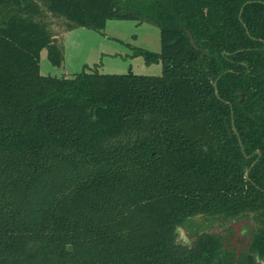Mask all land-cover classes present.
I'll list each match as a JSON object with an SVG mask.
<instances>
[{
  "label": "trees",
  "instance_id": "trees-1",
  "mask_svg": "<svg viewBox=\"0 0 264 264\" xmlns=\"http://www.w3.org/2000/svg\"><path fill=\"white\" fill-rule=\"evenodd\" d=\"M48 12L157 25L162 74H43ZM0 264H264V0H0Z\"/></svg>",
  "mask_w": 264,
  "mask_h": 264
},
{
  "label": "rangeland",
  "instance_id": "rangeland-1",
  "mask_svg": "<svg viewBox=\"0 0 264 264\" xmlns=\"http://www.w3.org/2000/svg\"><path fill=\"white\" fill-rule=\"evenodd\" d=\"M50 26L64 52V64L55 66L48 57L47 49L41 52V72L53 76H70L76 72L97 69L100 72L123 73L134 71L160 75L162 61L148 63L144 56L136 55L135 49L142 47L152 51L161 50L160 28L146 21L132 19H110L103 31L78 27L69 29L64 17L48 12ZM250 222L246 219H222L210 215H197L178 227V239L191 244L201 232H215L239 237ZM236 241V244L240 243Z\"/></svg>",
  "mask_w": 264,
  "mask_h": 264
},
{
  "label": "water",
  "instance_id": "water-1",
  "mask_svg": "<svg viewBox=\"0 0 264 264\" xmlns=\"http://www.w3.org/2000/svg\"><path fill=\"white\" fill-rule=\"evenodd\" d=\"M189 34H190V37H191V41L193 42L192 35H191V33H189ZM215 85L217 86V84H216V83H215ZM217 94H219L218 90H217ZM234 129L236 130L235 126H234ZM258 152H260V151H258Z\"/></svg>",
  "mask_w": 264,
  "mask_h": 264
}]
</instances>
